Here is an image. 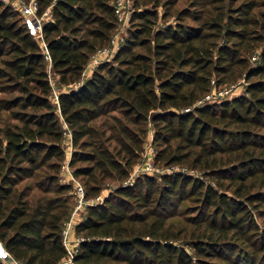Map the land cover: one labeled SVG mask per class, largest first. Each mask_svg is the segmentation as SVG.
I'll list each match as a JSON object with an SVG mask.
<instances>
[{"label":"trees","instance_id":"16d2710c","mask_svg":"<svg viewBox=\"0 0 264 264\" xmlns=\"http://www.w3.org/2000/svg\"><path fill=\"white\" fill-rule=\"evenodd\" d=\"M114 1L36 0L38 14H50L43 45L0 0L1 242L24 264L66 256L62 230L74 193L60 170L69 133L68 165L85 197L117 185L75 215L72 235L82 239L68 264H264L255 217L264 221V43L260 62L249 63L264 40L259 1L202 13L176 0H132L119 48L85 76L117 28ZM240 77L243 94L197 103L212 82ZM149 123L156 163L186 171L124 183ZM233 237L251 252L239 253Z\"/></svg>","mask_w":264,"mask_h":264},{"label":"rangeland","instance_id":"374dc122","mask_svg":"<svg viewBox=\"0 0 264 264\" xmlns=\"http://www.w3.org/2000/svg\"><path fill=\"white\" fill-rule=\"evenodd\" d=\"M3 3L8 4L11 6L12 2H15L16 0H1ZM177 3L175 4L176 8H182V7H189V8H195L200 10V8H203L201 10V12L203 13L206 9H211L212 13H215V9H213V7L219 8L218 10H220L221 8L225 9L226 6L230 5L229 7H236L239 3L241 2H245L248 0H176ZM255 1H259L258 6L256 8V10L258 12H264V0H255ZM124 4H125V11H126V16H125V20L122 23H119L117 25V28L115 30V32L113 33L111 38L115 39L116 45L114 50L111 53V56L109 57L110 59H112L113 55L115 54V52L117 51V49L119 48L121 42L123 41L127 29L130 26V17L133 11V3L132 0H124ZM207 4V5H206ZM12 7V6H11ZM158 10L161 12L162 11V7L160 6L158 8ZM204 10V11H203ZM18 13L20 14V12L18 11ZM257 18L259 20H262L261 17H259V14L256 15ZM50 18V14L47 12V14L44 16V20H47ZM169 20H173L172 17L169 18ZM264 43V40L261 44H259L258 46H256L253 49V52L249 58V63L251 66H256L260 60H259V52H260V46ZM255 57V58H254ZM92 69V65H87L85 72L87 73L89 70ZM90 72V71H89ZM85 75V74H84ZM48 78L50 81V84L52 85V91H51V99L53 100V102H55V95L57 92V77H55V74L52 71H49L48 69ZM213 87L211 88L210 92L208 93L209 97L207 99V102L212 103V102H220L223 100H227L229 98H232L234 96L243 94L245 92V87L247 82L245 81V79L243 77L238 78L236 81L231 82V83H227V84H223L220 86H214V82H212ZM3 94H0V96H2ZM149 130L147 132V135L145 137V141L143 144V152L145 153V151H147V153H149L150 148H153L155 150L156 153V148L155 145L153 143L152 140V135H153V129L150 128V123L148 124ZM62 146L64 148L65 151V160L63 162V165L61 167L60 170V178L62 181L64 182H68V183H73V179L69 173V170H71V168L68 165V159L70 157V153H71V141H70V135L69 133H66L64 135V139L62 142ZM146 160L147 157H144V155H141L140 158L137 160V162L133 165L131 171H130V175L129 177L126 179V182H133V180H135L136 177L142 175V174H147L146 172L148 170H146ZM155 161V159H154ZM156 162V161H155ZM155 166H158L159 171L163 170L162 168H165L166 165H162L160 163H155ZM67 165L68 168L67 169ZM182 166L183 168H185L184 165H179ZM191 173H193L196 176H200V172L198 171H191ZM149 175H153V176H158L159 173L157 171L149 172ZM115 185H117L116 182H111L105 185L104 189L102 190L103 194H108V192L111 190V188H113ZM72 201V199H71ZM76 199L74 198V204H73V209L74 206L76 205ZM187 205H192V202H188V203H184ZM84 208H81L78 212H77V218L80 217L81 215H83L85 212L83 211ZM256 219L259 223L260 227H264V221L262 220V218L258 217V215L256 214ZM76 218V219H77ZM194 229V228H193ZM73 237H75L74 235H72ZM230 240L236 242V246H237V251L239 253H250L251 252V248L246 246L245 243H243L240 239H236V238H230ZM190 251V250H189ZM206 262H210V264H230L228 261H223L221 259H214V258H205L204 259Z\"/></svg>","mask_w":264,"mask_h":264},{"label":"built area","instance_id":"2783aa9c","mask_svg":"<svg viewBox=\"0 0 264 264\" xmlns=\"http://www.w3.org/2000/svg\"><path fill=\"white\" fill-rule=\"evenodd\" d=\"M5 1V0H4ZM11 6L13 9L20 12L22 15L28 30L30 34H32L34 37H37L41 40V43L44 45L42 40V25L44 23V16L47 14V11L43 14H38L37 9V3L36 0H16L15 2L11 3ZM124 0H115L114 1V12L117 17L118 24L122 23L125 20L126 11ZM116 45L115 39L111 38L109 43L103 47H100L96 49L90 56V60L88 62V65H92V68H94L97 64L104 61H109L112 51L114 50ZM45 57L49 59V55L47 50L45 49ZM255 58V57H254ZM209 94H206L201 100H199L197 103H202L204 101H207ZM142 155L144 157H147L146 160V170H148L146 173L149 174V172L157 171L160 174H170L174 171H186V168H183L179 165H170L165 166V168H162L163 170L159 171L158 166H155L156 162L155 159V150L153 148H150L149 153L147 151L142 152ZM67 169L68 165H67ZM69 173L73 179L72 187H73V193L74 198L76 199V205L74 206V209L71 213V216L68 221L65 222V226L62 230L63 234V244L66 248L67 254L64 256L59 264H68L72 261L74 253L77 251V246L79 244V241L82 239L80 236H72V227L73 222L75 219V215L81 208H85L87 205H92L95 203L101 202L105 194L101 193L95 197L86 198L84 193V187L83 185L76 180L71 170H69ZM128 183V182H124ZM130 183V182H129ZM0 260L4 264H24L23 262L15 259L10 252L4 247L3 243L0 240Z\"/></svg>","mask_w":264,"mask_h":264},{"label":"crops","instance_id":"0c3cea01","mask_svg":"<svg viewBox=\"0 0 264 264\" xmlns=\"http://www.w3.org/2000/svg\"><path fill=\"white\" fill-rule=\"evenodd\" d=\"M89 71H90V70H89ZM89 71H88L87 73H86V72H84L85 76H87V75L90 73Z\"/></svg>","mask_w":264,"mask_h":264}]
</instances>
